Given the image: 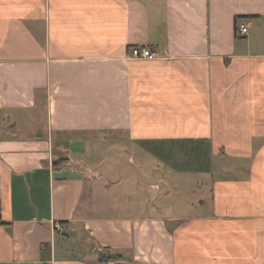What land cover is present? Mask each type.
<instances>
[{
	"label": "crops",
	"instance_id": "0c3cea01",
	"mask_svg": "<svg viewBox=\"0 0 264 264\" xmlns=\"http://www.w3.org/2000/svg\"><path fill=\"white\" fill-rule=\"evenodd\" d=\"M0 264H264V0H0Z\"/></svg>",
	"mask_w": 264,
	"mask_h": 264
},
{
	"label": "built area",
	"instance_id": "2783aa9c",
	"mask_svg": "<svg viewBox=\"0 0 264 264\" xmlns=\"http://www.w3.org/2000/svg\"><path fill=\"white\" fill-rule=\"evenodd\" d=\"M236 29L240 34H246L248 27L245 24L240 23L237 25ZM127 56L130 58H151L157 56V52L148 46L133 45L128 49ZM61 227L62 224L60 222H54L55 229H60Z\"/></svg>",
	"mask_w": 264,
	"mask_h": 264
}]
</instances>
